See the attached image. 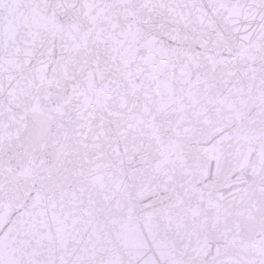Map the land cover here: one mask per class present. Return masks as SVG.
<instances>
[{
	"label": "snow or ice",
	"instance_id": "1",
	"mask_svg": "<svg viewBox=\"0 0 264 264\" xmlns=\"http://www.w3.org/2000/svg\"><path fill=\"white\" fill-rule=\"evenodd\" d=\"M0 264H264V0H0Z\"/></svg>",
	"mask_w": 264,
	"mask_h": 264
}]
</instances>
